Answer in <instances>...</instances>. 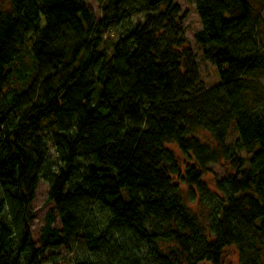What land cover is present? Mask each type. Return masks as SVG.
Segmentation results:
<instances>
[{
  "label": "trees",
  "instance_id": "obj_1",
  "mask_svg": "<svg viewBox=\"0 0 264 264\" xmlns=\"http://www.w3.org/2000/svg\"><path fill=\"white\" fill-rule=\"evenodd\" d=\"M7 1L0 264H264V0H192L210 88L177 0Z\"/></svg>",
  "mask_w": 264,
  "mask_h": 264
},
{
  "label": "rangeland",
  "instance_id": "obj_2",
  "mask_svg": "<svg viewBox=\"0 0 264 264\" xmlns=\"http://www.w3.org/2000/svg\"><path fill=\"white\" fill-rule=\"evenodd\" d=\"M3 3L8 4L7 0H0ZM183 7V10H188V17L185 20L186 26V37H188L189 43L191 47H193L195 54L199 61V67L202 71V77L206 81L207 86L210 88L213 85H216L220 82L219 77V69L213 64L212 61L206 60L203 58V47L199 44L196 39L195 34L197 31L202 29L200 16L196 11V4L192 2V0H177ZM89 4L92 8L95 9L96 13L100 12L99 2L98 0H89ZM264 12V9H263ZM138 17L133 15L132 21L137 20ZM129 23H124L122 28L123 30H127ZM230 135L228 137L229 143H234L236 138L238 137V133L233 126L230 130ZM50 155L56 159V153L54 152L53 145L50 148ZM213 172L209 174L208 177L214 180V176H219L221 178H225L226 176V168L223 165L213 164L211 166ZM39 188L36 193V198L34 200V208H35V219L30 223V229L32 231L33 240H35L38 244L41 243V234H42V226L45 224L46 214L51 209L52 203H48V193H49V185L46 181L41 180L39 182ZM224 264H238V255L234 247L228 248L226 251ZM61 255V259L54 263H46V264H75L77 258H85L81 252H79V247H76L75 250H71L69 246H64L59 253Z\"/></svg>",
  "mask_w": 264,
  "mask_h": 264
}]
</instances>
